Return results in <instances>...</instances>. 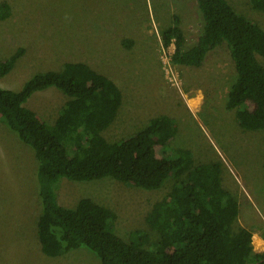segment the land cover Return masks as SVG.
I'll use <instances>...</instances> for the list:
<instances>
[{
  "label": "rangeland",
  "instance_id": "obj_1",
  "mask_svg": "<svg viewBox=\"0 0 264 264\" xmlns=\"http://www.w3.org/2000/svg\"><path fill=\"white\" fill-rule=\"evenodd\" d=\"M232 8L264 30V13L248 0H227ZM8 7L0 20V60L18 48L23 54L0 87L19 91L32 75L58 71L66 62L85 63L114 82L122 95L114 122L102 133L108 142L140 130L159 116L174 124L171 148L190 151L195 165L221 164L222 187L238 202L233 227L252 232L264 242V186L262 133L243 131L225 104L235 81L226 46L211 51L199 68H176L175 82L163 69L161 32L174 17L184 36L183 49L192 46L200 32L201 17L195 0H0ZM1 13V12H0ZM264 67V59L257 57ZM200 95L199 108L187 100ZM67 97L55 88L34 93L25 107L53 124ZM195 111V112H194ZM169 152L168 156H173ZM33 150L0 121V264H100L86 248L58 257L44 255L37 237L41 213ZM175 181L158 190L127 186L111 178L91 182L59 180L56 201L74 208L88 198L115 215V233L132 241L146 233L157 234L145 222L152 206L163 199ZM264 245V244H263Z\"/></svg>",
  "mask_w": 264,
  "mask_h": 264
},
{
  "label": "trees",
  "instance_id": "obj_2",
  "mask_svg": "<svg viewBox=\"0 0 264 264\" xmlns=\"http://www.w3.org/2000/svg\"><path fill=\"white\" fill-rule=\"evenodd\" d=\"M195 1L201 17L195 43L183 49L184 36L174 17L161 32L162 45L174 46L171 63L176 68H199L211 51L226 46L235 81L225 109L234 112L243 131L262 133L264 186V67L257 58L264 59V30L227 0ZM248 1L264 13V0ZM0 12L4 20L6 4L0 5ZM22 54L18 48L0 60V79ZM48 88L67 97L52 125L24 106L34 93ZM121 102L113 81L80 62L34 74L19 91L0 87V121L33 150L37 161L41 205L37 237L42 253L54 258L83 247L100 264H264V251H253L252 232L233 227L239 207L222 187L221 164L195 165L190 151L171 148L175 127L168 117H156L118 142L104 138ZM62 178L76 182L111 178L147 191L173 179L171 190L145 217L157 240L150 242L146 233H139L125 241L115 233L116 215L88 198L74 208L59 206L56 190Z\"/></svg>",
  "mask_w": 264,
  "mask_h": 264
},
{
  "label": "built area",
  "instance_id": "obj_3",
  "mask_svg": "<svg viewBox=\"0 0 264 264\" xmlns=\"http://www.w3.org/2000/svg\"><path fill=\"white\" fill-rule=\"evenodd\" d=\"M172 45V44H171ZM173 53H168V56L166 55L165 56V59L166 61H164V71L166 73V76H167V79L170 81V82H175L176 81V78H177V74L174 70V66L172 65L171 63V55Z\"/></svg>",
  "mask_w": 264,
  "mask_h": 264
},
{
  "label": "bare ground",
  "instance_id": "obj_4",
  "mask_svg": "<svg viewBox=\"0 0 264 264\" xmlns=\"http://www.w3.org/2000/svg\"><path fill=\"white\" fill-rule=\"evenodd\" d=\"M188 107L192 110H195L199 108L200 105V95L198 94L197 97L187 100ZM194 111V112H195ZM253 244L256 248H263L264 242H262V239L260 240L258 237H253Z\"/></svg>",
  "mask_w": 264,
  "mask_h": 264
},
{
  "label": "clouds",
  "instance_id": "obj_5",
  "mask_svg": "<svg viewBox=\"0 0 264 264\" xmlns=\"http://www.w3.org/2000/svg\"><path fill=\"white\" fill-rule=\"evenodd\" d=\"M252 241V240H251Z\"/></svg>",
  "mask_w": 264,
  "mask_h": 264
}]
</instances>
